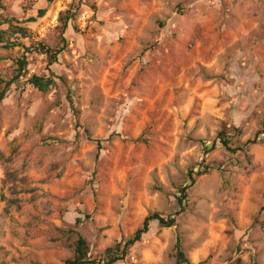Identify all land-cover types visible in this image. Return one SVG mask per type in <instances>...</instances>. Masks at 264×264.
Returning a JSON list of instances; mask_svg holds the SVG:
<instances>
[{
  "label": "rangeland",
  "instance_id": "1",
  "mask_svg": "<svg viewBox=\"0 0 264 264\" xmlns=\"http://www.w3.org/2000/svg\"><path fill=\"white\" fill-rule=\"evenodd\" d=\"M0 36V264L103 257L202 165L116 264H264V0H0Z\"/></svg>",
  "mask_w": 264,
  "mask_h": 264
},
{
  "label": "trees",
  "instance_id": "2",
  "mask_svg": "<svg viewBox=\"0 0 264 264\" xmlns=\"http://www.w3.org/2000/svg\"><path fill=\"white\" fill-rule=\"evenodd\" d=\"M64 19H67V17L61 18V20H64ZM12 27H14V31L22 35H26L28 32V29L26 27H22L19 25H12ZM62 28H63V31H65L68 28V19L63 21ZM3 40H4V37L0 36V42H2ZM42 49L44 52L48 54L51 62L57 61V51H53V49L43 44H42ZM18 63H19V74H21L23 71L24 65L26 64V61L18 60ZM17 78L18 76H15L14 79L7 82L5 89H3L0 92V101L5 98L7 90L10 88V86L14 83V80H16ZM29 81L37 89L44 91V92L49 90L53 85L56 84L55 83L56 81L53 79V77L40 76L37 74L32 75ZM263 125H264V122H263ZM219 135H220L221 143L225 147H227L229 150L234 151L235 149L232 148V145H231L232 138L230 134L228 133V129L227 128L223 129ZM256 142H257V139L247 141L245 145L243 146V149L249 147V145L256 143ZM202 144L204 146L205 153H208L213 148V145L210 147L205 142H203ZM101 146H102L101 142L99 141V147ZM202 166L204 167L199 169L198 171L191 170L189 172V177L191 181H189L188 184H186L184 187L180 189L179 194L177 196V200H178L180 208L174 214H170L168 216H165L161 214L160 212H154V213L149 214L145 218L142 226L139 227L133 235H131L127 239H121L120 241H117L114 245L106 248L104 252V256L100 258L93 257V255L91 254L90 245L87 239L83 237L81 234H79L77 240L74 243V247H75L74 254L72 257L66 260L65 264H116L119 262H123L125 261L130 250L142 240L143 236L146 233L149 232L151 223L153 221H158L159 225L163 228H169V227L176 225L177 216L185 212L188 206V197H189L188 190L190 186L193 183H195L197 176H201L203 174L209 173V171L212 170V167L209 165H202ZM81 222L82 220L78 218L77 224H80ZM175 257L177 261L181 264H194L191 261V259L188 257V255L186 254L185 250L183 249L181 238L177 239V242L175 245ZM196 264H202V263H196Z\"/></svg>",
  "mask_w": 264,
  "mask_h": 264
}]
</instances>
